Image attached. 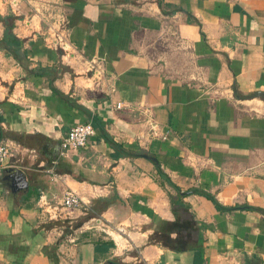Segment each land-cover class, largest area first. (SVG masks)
Returning a JSON list of instances; mask_svg holds the SVG:
<instances>
[{"label":"crops","instance_id":"obj_1","mask_svg":"<svg viewBox=\"0 0 264 264\" xmlns=\"http://www.w3.org/2000/svg\"><path fill=\"white\" fill-rule=\"evenodd\" d=\"M24 2L0 0L26 54L0 51V264H192L198 236L199 264H264V0H28L58 4L65 53ZM67 190L78 209L60 208Z\"/></svg>","mask_w":264,"mask_h":264},{"label":"built area","instance_id":"obj_2","mask_svg":"<svg viewBox=\"0 0 264 264\" xmlns=\"http://www.w3.org/2000/svg\"><path fill=\"white\" fill-rule=\"evenodd\" d=\"M12 11L17 9V5L15 2H11L8 5ZM45 13L37 14L39 22H43V24L50 23L52 26L48 28V37L49 43L54 46L57 50L65 53L68 49V45L66 43V27L64 24V19L57 13L56 10L52 11L49 7L45 8ZM52 11V12H51ZM36 14V13H35ZM54 20L51 23V20ZM54 24V25H53ZM86 80L90 82V87L97 88L101 86L104 82H106L104 69L100 64L95 62L94 60H89L87 62V67L85 70ZM116 109H120L121 105L119 103L115 104ZM94 135V129L89 123H80L72 126L66 136L61 140L60 148L64 151H76L79 149H83L89 139ZM10 155V142L1 140L0 141V174L3 169V164L5 159ZM47 173H50L53 181H59L60 177L56 176L52 173V171L47 170ZM105 187L96 189L97 194H102L105 191ZM83 204L82 199L75 192L70 190L64 191L62 196L59 199L60 208L71 211L74 209H78L80 205ZM98 223V222H97Z\"/></svg>","mask_w":264,"mask_h":264},{"label":"trees","instance_id":"obj_3","mask_svg":"<svg viewBox=\"0 0 264 264\" xmlns=\"http://www.w3.org/2000/svg\"><path fill=\"white\" fill-rule=\"evenodd\" d=\"M13 20L14 18L11 16H6V17H0V22L2 23L3 26V34H2V38L0 39V51H3L5 55L7 56H11L16 62L20 60L21 58L25 57V51L22 50V45H23V41H20L18 39H16L11 30L13 27ZM25 60V58L23 59ZM92 128L94 129L95 127V122L93 120V122L91 123ZM155 173L159 179V184L162 186L163 184H166L167 186L171 187L174 191H175V196H169L170 199V203L173 204L175 203L176 205H178L181 208H185V205L182 204L181 199L183 197H185L188 193H179V190L169 181V179L160 171V169L158 167L155 168ZM190 193L192 194H197L200 195L204 198H206L207 200H209L213 206L215 207V209H217L218 211H230L233 210L235 208H223L220 207L217 202L208 194L199 192V191H194L192 190ZM175 199V200H174ZM239 209V208H236ZM202 226H199V228H201ZM198 246L194 252V256H193V260H192V264H199L198 263V258L200 257V247H201V243H200V236H198ZM107 245H111V244H107ZM95 250L96 249L95 247Z\"/></svg>","mask_w":264,"mask_h":264},{"label":"water","instance_id":"obj_4","mask_svg":"<svg viewBox=\"0 0 264 264\" xmlns=\"http://www.w3.org/2000/svg\"><path fill=\"white\" fill-rule=\"evenodd\" d=\"M144 158H146L145 156H143ZM150 161L154 162V160L152 158H149ZM9 173V181L14 184L17 187H22L25 188V182H24V176L23 174H21V172H19L17 169H9L8 170ZM106 264H114L111 262H106Z\"/></svg>","mask_w":264,"mask_h":264},{"label":"rangeland","instance_id":"obj_5","mask_svg":"<svg viewBox=\"0 0 264 264\" xmlns=\"http://www.w3.org/2000/svg\"><path fill=\"white\" fill-rule=\"evenodd\" d=\"M27 2H28V0H26ZM24 2V4H25V6L28 8V9H30L29 11H28V15H32V14H34V13H36L37 14V12L35 11V9H34V7L32 6V5H30V2H32V1H30V2ZM46 4H47V9L50 7L51 9H52V11H54V10H56L57 11V9H56V7L55 6H57L56 5V3L54 4V3H50V2H46ZM51 11V12H52ZM39 13V12H38ZM42 13H44V11H42ZM41 13V14H42ZM53 19L50 21L51 23H53ZM22 61H24V60H22Z\"/></svg>","mask_w":264,"mask_h":264}]
</instances>
